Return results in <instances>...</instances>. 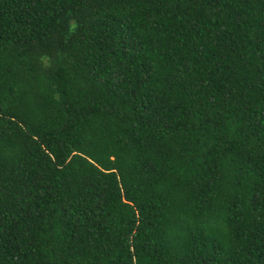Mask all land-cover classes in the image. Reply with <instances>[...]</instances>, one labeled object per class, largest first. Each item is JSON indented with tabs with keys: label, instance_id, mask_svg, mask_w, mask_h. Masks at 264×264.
<instances>
[{
	"label": "trees",
	"instance_id": "1",
	"mask_svg": "<svg viewBox=\"0 0 264 264\" xmlns=\"http://www.w3.org/2000/svg\"><path fill=\"white\" fill-rule=\"evenodd\" d=\"M0 264H264V0H0Z\"/></svg>",
	"mask_w": 264,
	"mask_h": 264
}]
</instances>
